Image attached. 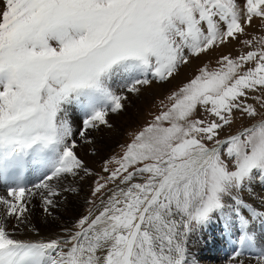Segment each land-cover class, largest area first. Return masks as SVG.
Instances as JSON below:
<instances>
[{
    "label": "snow or ice",
    "instance_id": "1",
    "mask_svg": "<svg viewBox=\"0 0 264 264\" xmlns=\"http://www.w3.org/2000/svg\"><path fill=\"white\" fill-rule=\"evenodd\" d=\"M257 19L264 27V0H0V177L16 181L0 194V264H189V234L214 218L252 246L264 213L238 194L264 182V118L225 130L237 113L264 117V37L245 38ZM233 40L248 50L199 67L105 161L89 201L99 205L67 238H15L34 190L47 211L60 195L51 181L93 175L75 151L69 105L86 113L84 139L123 108L109 83L117 74H142L127 89L138 92L149 74L169 81ZM33 167L43 175L28 188L19 180Z\"/></svg>",
    "mask_w": 264,
    "mask_h": 264
},
{
    "label": "rangeland",
    "instance_id": "2",
    "mask_svg": "<svg viewBox=\"0 0 264 264\" xmlns=\"http://www.w3.org/2000/svg\"><path fill=\"white\" fill-rule=\"evenodd\" d=\"M247 33H248V36L245 38H251L252 36H255L257 38L264 37V27L261 26V23L258 19L254 20L253 25L247 29ZM247 50L248 49L242 46L238 41L233 40L231 43L226 44L223 47L216 48L210 51L206 55H201L199 59H193L189 65L182 66L180 69L179 75L175 76L169 81H159L158 79L153 77L151 74H149L147 76V79H149L151 83L147 85H137V88L139 89L138 92L127 91L128 87L131 86L132 82L129 83L128 78H125L127 80V83L123 82V84L120 85V88H122L125 93V94L123 93L122 95L123 97H125V99L122 100L123 108L121 110H118L115 113L109 111L108 113L109 115H107V120H108V125L110 126H107L106 130H102L98 128V125H99L98 124L95 128L87 130L86 137L84 139H82L79 136V131L82 130L83 128V126L81 125V122L85 119L86 114L84 115V117L81 115L83 117L82 118L78 114V112L81 110L80 107L76 104H72L73 107L69 105V107H71L73 111L71 112V109L67 110V119L69 120L70 124L76 125V127L74 126V130L76 128V135L74 136V139L77 142V146L83 145L82 150H85V151L89 150L91 147L96 148L97 150L102 151L101 152L102 156L97 158L95 165L90 168L93 175H87L89 179L86 182V185L84 187H81V188L77 187V190L75 189V191L73 192L71 191L69 193V191H66L59 184L60 182H63L64 180H66L65 176L61 177L59 179L60 181L58 180V181L50 182V183L56 184L57 187H60L58 189L60 192V195H59L60 197L59 196L55 197L56 202H54L53 205L49 206L48 210L50 211L48 213H41L39 222H42L43 224H45L44 226L46 227V229L50 228V226L55 229H59L61 226L65 225L66 218H67L66 215H69L68 210L76 206L77 208H79L76 212L77 216L74 217L69 223V226L71 227L72 232H73L75 230L74 225L79 220V218L84 215H87L90 210L95 211V208L99 205V200H95L94 203H89V201L94 200L91 193H92L93 187L95 186L94 180L97 178V175H106L105 173H102L101 171V169L105 165V161L113 157L119 158L123 154V151H124V148L122 146H126L128 143H130L134 137V134L139 132L142 129V127L145 126L147 123L151 122L153 117L155 115H158L160 111L163 110V107L165 104H170V101L167 99V97L172 92L176 91L177 86L181 85L183 82H186L188 79L193 77L196 74V71L199 67L207 65L209 70H213L218 67L216 61L219 58V56L223 54H231V56L236 57L240 54H243ZM133 75H134L133 79L135 78L144 79L145 78L139 72H138V75H136L135 73H133ZM116 91L117 90L115 89L114 92ZM84 113L85 112L83 111V114ZM262 118L264 117L257 116L255 120H250L246 117L241 118L239 114L237 113L234 118L233 124L231 125V127L227 128L225 131L227 133L235 134L239 132L240 130H243L245 127H251L253 124L261 120ZM90 154L95 155V153H90ZM108 166L115 167L114 164H110ZM33 169L37 171L35 167H33ZM258 181L263 183L261 184V186L264 190V182H262L261 178L257 177L256 181L254 180V183L258 184L257 183ZM38 182H40V180H38ZM249 187L250 185H247L243 191L239 192L238 194L239 196L243 195L242 197H240L242 200H249V196H250ZM28 188H30V185L28 186ZM81 190L85 192L83 202H78V201L75 202L74 200L70 199L71 196H74L82 192ZM34 191H37L38 193L37 197L38 199H41V196L39 195V190H34ZM55 198L53 197L52 199H55ZM249 205L250 204H248V206ZM61 209H64V210L60 212L59 214L58 211ZM258 209H262V208L259 207ZM29 212H31L30 208L27 213ZM50 216L52 219L50 218ZM213 220L215 222H218L214 224V227L216 229L220 228V226H217L216 224H221L222 226L224 225L223 222H225L222 218H214ZM29 225H30V220L27 218L24 223L20 224V226L24 230H27ZM198 228L200 227H196L193 230V232L197 231ZM210 228H211L210 224L206 225V227L204 226L203 228L204 232L206 233V231H208ZM230 231L234 232L232 229H230ZM220 232H221L222 239H224L223 238L224 232L223 231H220ZM16 233H18V231ZM263 236H264V233H263ZM222 239L221 241L224 242V240ZM259 239L260 238H258L257 240ZM232 241H234L233 238H231V242ZM211 246L205 245L204 249H202L200 252H197L196 259L198 260V262H201L204 264H211V263L220 264L224 262L226 264L228 261L227 264H234L233 257H236V253L241 250H242V253L239 252L240 253L239 256L242 259L244 258L247 259L250 257L253 258L252 256L243 255L245 249L248 248L247 244H243L240 249L238 248L237 251H235L232 254L229 253L228 251V254L225 255L224 257H221V256L217 257V255H213L214 252L210 251ZM220 249L221 247L218 248V250ZM256 249L259 251L258 248ZM215 254L219 255L217 251L215 252ZM236 259H237V262L242 261L243 264H256L257 263V262L255 263V260H247L245 262L244 260H240L239 257H237Z\"/></svg>",
    "mask_w": 264,
    "mask_h": 264
},
{
    "label": "bare ground",
    "instance_id": "3",
    "mask_svg": "<svg viewBox=\"0 0 264 264\" xmlns=\"http://www.w3.org/2000/svg\"><path fill=\"white\" fill-rule=\"evenodd\" d=\"M135 74L138 75V72H136ZM133 76H134L133 73H129L128 75L127 74H117L116 77H113V79L109 82L112 91L114 92V90L116 89L117 91L114 92V93H116L117 95H121L122 96L123 93H124V90L122 88H120V85L123 84V82L127 83V80L125 78H128L129 83L132 82ZM71 107H73V105H71ZM71 107L68 106V109H71V112H72L73 110H72ZM78 114H79V116L82 115L84 117V115L86 113L83 114V110L81 109L78 112ZM75 124H76V122H75ZM74 126L76 127V125H72L71 124V127L73 128V131H74V133L76 135V128L74 130ZM98 128H100L102 130H106L107 126L106 125H100V126L98 125ZM82 149H83V145L77 146L75 151L77 152L78 156L85 162L86 167H88L90 169L91 167H93L95 165V163L97 161V158L102 156V154H101L102 151L101 150H97L96 148H93V147H91L89 150H86V151L82 150ZM90 153H95V155L90 154ZM35 169H37V171H35L33 168H32V171H31V174L33 176V182L29 183L30 188H32L31 185L33 186L35 183H39L38 180H41L40 176L43 175V172L39 168L35 167ZM65 178H66V180H64L63 182H60L59 184L66 191H69V193L71 191L72 192L75 191V189L77 190V187H79V188L84 187L86 185V182L89 179V177L85 173H83L82 171L79 172V174L76 175V176L66 175ZM15 182L16 181H14L12 178H4V177L2 178V177H0V194H4L5 191H6V188L10 184H13ZM257 183L258 184H255L254 181H253L250 184V187H249V190H250V192H249V194H250L249 200H243V202L247 206H248V204H250L249 206L251 208H254L258 213H264V192H263L264 190H263V188L261 186V184H263V183H261L259 181ZM57 188L59 189L60 187H57ZM84 193L85 192L82 191V192H80V193H78V194H76L74 196H71L70 199L74 200L75 202L76 201L83 202L84 201ZM242 196L243 195H241L239 197H242ZM53 201L56 202V198L53 199ZM259 207L262 208V209H258ZM29 208H30L31 212L26 214V218L30 220V225L28 226L27 230H24L19 225L18 233H16V235H15V238H17V239H22V240H26V241H37V240L47 241L49 239H55V238H60V239L67 238L69 236L70 232H72V229L69 226V223L71 222V220L74 217L77 216L76 212L79 209L76 206H74V208H70L68 210L69 215L65 214L67 216L65 225L61 226L59 229H55V228H53L51 226H50V228L46 229V227L44 226L45 224H43L42 222H39V220H40V217H41V213H48L50 211V210H48L49 206H47V211H46L45 210V205L43 204L41 199H38L37 195H35L30 200ZM63 210L64 209L59 210L58 213L60 214V212H62ZM50 218H51V216H50ZM54 219H55V217H54ZM221 222H223V221H221ZM215 223H218V222H215L214 220H212V222L209 223L211 225V228L208 231H206V233L204 232V229H203L204 227H200V228H198L197 231H195V232L192 231L189 234V237H188V240H187V247H188V252H189V257H188L189 264H204V263L198 262V260L196 259V257H197L196 254H197V252H200L202 249H204L205 245H210V246L212 245L210 251L214 252L213 255H217V257L220 256L218 254H215L216 248L218 250L219 247L224 246L222 244V242H221L222 236H221V232L220 231L224 230V232H225V234L223 235V237L225 238L224 240H228L229 241L230 238L233 235H236V228H228L226 226L225 222H223L224 223L223 228L222 229L221 228H217L216 229L214 227ZM216 225L219 226V224H216ZM230 229H232L234 232H231ZM251 231H252V233L255 236V241L253 242L252 246H248V248L245 249V251H246V253H248V256H252L253 258L250 257V258H247V259L246 258L242 259L240 256H238V257H239L240 260H244L245 262L247 260H255V263H256L258 255L255 254V253H258V252H261L262 250H264V236H263V233H264V222H262L259 219L255 220L253 222V224H252ZM258 238H260V239L257 240ZM233 245H235V242L233 243ZM234 248L235 249L232 252H229V253L232 254L235 251H237L238 248H236V247H234ZM256 248H258L259 251ZM239 252H241V251H239ZM221 262H222V260H221ZM227 263H228V261H227ZM211 264H215V263H211ZM220 264H225V263L222 262Z\"/></svg>",
    "mask_w": 264,
    "mask_h": 264
}]
</instances>
